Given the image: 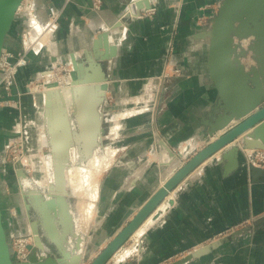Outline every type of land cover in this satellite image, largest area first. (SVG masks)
Wrapping results in <instances>:
<instances>
[{
  "label": "crops",
  "instance_id": "obj_1",
  "mask_svg": "<svg viewBox=\"0 0 264 264\" xmlns=\"http://www.w3.org/2000/svg\"><path fill=\"white\" fill-rule=\"evenodd\" d=\"M33 1L34 13L7 38L12 51L21 48L24 33L43 30L49 5L64 10L50 44L37 56L30 54L39 64L42 58L49 67L71 62L74 54L85 65L84 54L104 30L117 49L103 64L109 79L104 110L119 123L109 150L120 151L101 183L97 227L87 242L89 264L169 177L217 137L204 136L218 96L208 75L209 41L201 34L222 0H103L99 13L91 10V0ZM150 7L155 15L142 17ZM130 8L137 14L130 15ZM230 147L169 193L157 210L160 217L141 236L139 251L123 264H165L264 217V177L251 179L241 153L238 168L226 173L221 155ZM259 227L256 261L264 264V224Z\"/></svg>",
  "mask_w": 264,
  "mask_h": 264
},
{
  "label": "water",
  "instance_id": "obj_2",
  "mask_svg": "<svg viewBox=\"0 0 264 264\" xmlns=\"http://www.w3.org/2000/svg\"><path fill=\"white\" fill-rule=\"evenodd\" d=\"M23 1L0 0V56L13 24L26 20L25 16L18 13ZM140 6V3L137 4V7ZM110 35V32L104 30L93 39L91 48L84 54L85 65L74 54L71 56L73 71L69 92L72 95V124H75L76 129L71 131L69 122L65 121L61 132L50 133V146L56 163L55 185L50 187V199L43 198L34 191L33 195L25 196L27 211L32 210L34 213L30 222L34 246L25 263H18L11 251L0 205V264H86L90 250L88 246L83 247L82 243L88 242V237L76 232L77 219L66 198L63 172L70 149L76 150L80 161H87L93 153L91 149L100 146L97 109L104 103L109 88L103 64L111 60L117 50L110 44ZM201 37L209 41L208 75L218 96L209 114L204 136L211 139L215 135L217 137L169 177L89 264H108L139 227L153 216L169 193L198 166L224 148L231 146L221 155L226 173L238 168L242 147L264 150V0H222ZM245 40H250L246 48L242 45ZM248 58L253 62L249 67L243 63ZM78 89L82 98L85 94H90V100L76 99L75 91ZM58 93H47V99ZM90 102H93L92 106L89 105ZM48 104L45 116L49 115ZM221 131L224 132L218 135ZM249 171L252 180L260 175L264 177L262 167L250 165ZM17 174L19 177L25 176L20 170ZM160 215L161 211H157L152 221H156ZM263 224L264 217L254 222L255 226ZM248 231L249 228H243L170 264H187L200 259L229 239Z\"/></svg>",
  "mask_w": 264,
  "mask_h": 264
},
{
  "label": "rangeland",
  "instance_id": "obj_3",
  "mask_svg": "<svg viewBox=\"0 0 264 264\" xmlns=\"http://www.w3.org/2000/svg\"><path fill=\"white\" fill-rule=\"evenodd\" d=\"M29 8H30L29 9L30 13L31 14L34 13L33 5H31ZM21 10L23 11L24 9ZM18 22L21 21H17L13 24L10 33H13L14 31L18 30L19 27ZM58 26L53 33L49 31L46 32L45 34H42V30H41V32H36V34H33L35 31H37V29L36 30L32 29V31H30L27 35L31 36V40L33 41L37 40L35 46L39 51L40 49L42 50L44 47H47L50 44L49 42L53 39V36L55 35L58 29ZM249 43L250 40L243 41V47L246 48ZM20 45L21 48L19 50L27 49L28 47L27 41H24V39L22 38L20 40ZM32 53L33 52H31L30 54ZM30 54L28 58L27 67L28 66L31 67H29L27 71H24L25 69L24 70L22 69L24 72L21 70L18 73L16 87L12 93L13 96L10 99H8L6 95L0 94V183H1L0 205L3 212V222L5 229L7 231L9 243L13 244L17 242V240L20 241L26 240L27 245L34 246V235L31 231L32 229L30 226V222L34 217V213L32 210L27 211L26 209L27 199L25 198V196H28V194L33 195L32 193L29 192V190L31 189H32L31 191H34L35 194L37 193L43 198L50 199L52 195L49 194V191H50V187L55 185V172L52 174V171L50 172V170L47 167V165L51 162L50 156L52 154V150L50 146L51 132L48 127L49 123L46 119L47 117L45 116V107H46L45 93L48 88L53 89V86L55 87L59 83L60 85L64 84L66 77H64L63 71L59 73L58 71L52 72L50 70L51 69V67H49L50 63L47 58H42L41 63L39 64V60H36L37 57L36 58L32 57L33 58L32 59L30 57ZM60 61L61 60L54 61L53 65H58ZM243 62L247 66L253 64L250 58L243 60ZM174 73L180 74V71L177 70L174 71ZM60 78L63 79L59 81ZM67 90H69V87L63 90L65 93L64 101H66L65 107H70L71 102L68 99ZM106 107L107 104L104 100V103L101 105V107L98 108L99 110L98 115L100 119L99 129L101 136V139H99L101 141L99 146L100 148L97 147V152L94 154L92 153V155L89 158L91 160V158H93V156L96 155L99 158V159L97 158L99 161H96L95 163H93V165H98V166L92 167V165L91 166L87 165L89 159L87 161L82 160L83 161L82 163L79 160V156L76 150L75 152L78 158L76 157L77 160L74 162L75 164L73 163V166H77L78 168H81V165H83L82 167L88 166L86 168V172H88L89 175L91 174V172L93 173V171L95 172L98 171L99 174L97 176L98 185L96 184L95 194L91 196L92 200H90V198H85L83 200L84 206H88V205L91 206L93 204L92 205L93 215L90 219L89 222L90 225L87 233L77 229V221L78 218L80 217V209L79 206L77 205H80L79 201L81 199L79 198L80 196L78 197L77 195H75L73 191L74 190L73 186L70 185L69 180H67L65 177L66 174L65 170L69 163L67 164L66 161H65L66 164L64 163L63 173L65 177V186L67 192L66 198L70 201L71 207L73 208L75 217L77 219L76 232L78 233V231H80V233L78 234H81L82 236L84 233V235L88 237L87 240L92 237L93 231L96 229L95 227H97L96 226L97 214H98V208H99L101 192H102L101 183L103 177L111 169L113 160L116 157L117 153H119L120 151V149H117L119 150L118 152L112 153V151L109 150L110 148H112L113 146L112 144L114 143V138H115L114 129L119 123L117 119L114 117V115L106 111V109L104 110V108ZM67 112L69 116L72 115L71 114L72 109L67 108ZM247 150L251 152L250 149ZM240 153L244 157L243 153L241 152V149H240ZM244 159L245 162L247 163V159L245 157ZM99 168L101 170H99ZM19 170L22 171L25 174V176L19 177L17 174ZM88 173H86V175H88ZM82 185L84 188H86L88 183L87 184L82 183ZM89 200L90 202L92 201L91 202L92 204L89 202ZM36 202L37 201H35V205ZM145 223L146 222H144V224ZM143 226L144 225H142L141 227ZM245 228H249V231L243 234L244 235L243 238H239L242 236L241 235L235 237L234 239H229V241L223 243L221 246L215 249L211 254L206 255L200 259L193 260L187 264H258V262L256 261L258 257V249H257L254 232L257 231L260 227L255 226L254 223L252 222L249 225H247ZM241 229L243 228L229 232L226 236H223L220 239L230 236L232 233L239 231ZM135 233L133 234L131 239H129L132 242L130 245L126 247L127 249L124 248L123 250V248H121L123 251L119 250L120 252L118 251L117 254L111 259V261L108 264H119V263L123 264L124 260L129 261L131 260L132 257L135 256V252L139 251L140 247L137 246L135 250H133L132 247L138 245L140 243V238H141L139 237L138 243L135 242L134 241ZM82 244L83 247L88 246L87 242L86 243L83 242ZM130 246L131 248H129ZM126 250H128L127 251L128 253L126 252ZM190 253H188L187 255H189ZM182 258L173 257V259H170L165 264L174 263Z\"/></svg>",
  "mask_w": 264,
  "mask_h": 264
},
{
  "label": "built area",
  "instance_id": "obj_4",
  "mask_svg": "<svg viewBox=\"0 0 264 264\" xmlns=\"http://www.w3.org/2000/svg\"><path fill=\"white\" fill-rule=\"evenodd\" d=\"M71 0H65V4L69 3ZM33 0H24L21 7L19 8V15L25 16L30 13L29 7ZM103 6V0H91V10L94 13H99ZM21 9H24L23 11ZM62 9H57L56 7L49 5L47 7V23L42 30V34L51 31L52 33L56 30L59 24L60 18L63 14ZM156 13L154 7H150L141 13L142 17L152 18ZM30 32V31H29ZM24 33L22 39L27 41V49H21L18 51H12L10 48L6 47L2 49L0 56V94L6 95L10 99L13 95V90L16 87L18 73L27 67L29 54L31 52L36 55L39 54L36 48V41L31 40V36ZM52 72L58 71L64 72V77L71 79V73L73 71L71 62L60 61L58 65H53L50 69ZM63 77V78H64ZM63 78H60L62 80ZM9 102V101H8ZM241 152L247 159L248 167L250 165L256 167L264 168V150H252L251 152L245 148H241ZM10 248L12 253L15 255V259L18 263H25L28 260V256L31 252V246L27 245L26 240H17L15 243H10ZM28 249V250H27Z\"/></svg>",
  "mask_w": 264,
  "mask_h": 264
},
{
  "label": "bare ground",
  "instance_id": "obj_5",
  "mask_svg": "<svg viewBox=\"0 0 264 264\" xmlns=\"http://www.w3.org/2000/svg\"><path fill=\"white\" fill-rule=\"evenodd\" d=\"M136 8V7H135ZM19 11V10H18ZM129 14L131 15V14H133V15H135V14H137V10H134V9H132V8H130L129 9ZM57 28V27H56ZM36 32L37 31H35L33 34H36ZM52 33V32H51ZM242 45H243V42H242ZM4 48H5V46H4ZM3 48V49H4ZM244 63V62H243ZM244 65H246L245 63H244ZM247 66V65H246ZM249 66H251V65H249ZM249 66H247V67H249ZM51 83V82H50ZM70 83H71V79L70 78H66L65 79V83L64 84H62V85H60V83H59V88H60V91L59 90H57L56 88H57V85L54 87L53 86V89H51V88H48L47 90H46V95H45V100H46V104L47 103H49L48 104V107H49V115L48 116H46L47 118V121H48V123H49V130H50V132L52 133H57V132H61L62 131V129L64 128V124H65V121H68L69 122V124H70V130L72 131H75V124H72V118H71V116H69L68 115V112H67V108H70V109H72V106L70 105V107H65V102H64V95H65V93H64V89L65 88H68L69 87V90H70ZM54 85V84H53ZM48 87V86H47ZM69 90H67V96H68V99H69V101H70V96H72V95H70V92H68ZM53 91H58L59 93H58V95H52L51 96V98H49V99H47V93H51V92H53ZM76 93H75V97H76V99H79V100H82V99H88V100H90V94H85V97L84 98H82V94H81V91L78 89V90H76L75 91ZM95 99V98H94ZM89 105L90 106H92L93 105V102H90L89 103ZM46 108V107H45ZM66 108V109H65ZM97 111H99L98 109H97ZM99 113V112H98ZM219 133V132H218ZM222 134V133H221ZM95 147H93L92 149H91V151L93 152V154L94 153H96L97 152V148H95ZM100 148V147H99ZM88 149H90V147L88 148ZM251 151H252V149H250ZM70 151V155H69V157H68V161H67V164H68V166L66 167V170H65V172H66V174H65V177H66V179L67 180H69V183H70V185H72L73 186V188H74V193H75V195H77L81 200L79 201V204L80 205H77V206H79V209H80V217L78 218V221H77V229L78 230H80V231H82V232H85V233H87L88 232V229H89V222H90V219H91V217H92V215H93V208H92V201L90 202V200H92L91 198V196L92 195H94L95 194V191H96V184L98 183V179H97V176L99 175L98 174V171L97 172H95V171H93V173L91 172V174L89 175V173L88 172H86V168L88 167H82L83 165H81V168H78L77 166H73V163L77 160V154H76V152H75V150L74 149H72V150H69ZM77 157V158H76ZM98 157L95 155V156H93V158H91V160L89 159L88 160V164L87 165H89V166H91L92 165V167L93 166H98V165H93V163H95L96 161H99L98 159H97ZM50 163L47 165V167H48V169L50 170V172L52 171V174L55 172L54 170H56V163H55V159H54V156H52V154H51V156H50ZM85 161V160H84ZM82 163H83V161H81ZM98 163V162H97ZM96 163V164H97ZM66 164V163H65ZM75 164V163H74ZM85 164V163H84ZM101 164V163H100ZM102 165H103V163H102ZM107 165V164H106ZM79 167H80V165H79ZM100 167H101V165H100ZM106 167V166H105ZM95 169V168H94ZM92 170H93V168H92ZM96 170V169H95ZM99 170H101L100 168H99ZM95 172V173H94ZM85 173V174H84ZM86 173H88V175H86ZM82 183H84V184H87L88 183V187L86 186V188H84L83 187V185H82ZM90 183V184H89ZM98 185V184H97ZM81 187H83V188H81ZM32 190V189H31ZM31 190H29V192L30 193H34L33 191H31ZM28 191V190H27ZM85 198H90V200H89V202L92 204L91 206H84V199ZM37 203V202H36ZM86 203V202H85ZM89 203V204H90ZM86 205V204H85ZM95 205V204H94ZM69 211V210H68ZM71 211V210H70ZM73 213V212H72ZM76 219V218H75ZM153 223V221H152V219L149 221V222H146L145 224H143L144 226L143 227H139L140 229L135 233V239H134V241L135 242H137L138 243V240H139V237H141L142 236V234L145 232V230L147 229V227L148 226H150L151 224ZM80 231H78V233H80ZM83 235H84V233H83ZM132 242V241H131ZM137 246L138 245H136V246H134V247H132L133 248V250H135V248H137ZM31 247H33V245L31 246ZM129 248H131V246L129 247ZM127 249V248H126ZM124 250V249H123ZM122 250V251H123ZM128 250H126V252H127ZM125 252V251H124ZM128 253V252H127ZM121 254H122V252H121ZM124 254V253H123ZM120 255V254H119ZM128 256H129V254H128ZM119 257V256H118ZM121 257H123V256H121ZM120 257V258H121Z\"/></svg>",
  "mask_w": 264,
  "mask_h": 264
}]
</instances>
